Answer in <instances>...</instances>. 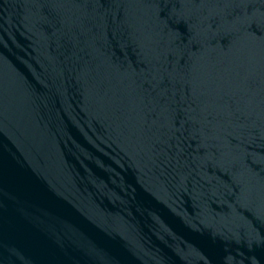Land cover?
I'll use <instances>...</instances> for the list:
<instances>
[{
  "label": "water",
  "instance_id": "obj_1",
  "mask_svg": "<svg viewBox=\"0 0 264 264\" xmlns=\"http://www.w3.org/2000/svg\"><path fill=\"white\" fill-rule=\"evenodd\" d=\"M0 264H264V0H0Z\"/></svg>",
  "mask_w": 264,
  "mask_h": 264
}]
</instances>
